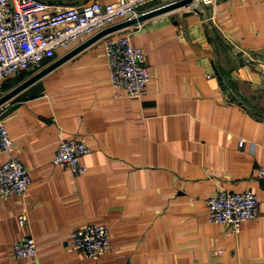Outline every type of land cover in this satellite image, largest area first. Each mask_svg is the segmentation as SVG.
<instances>
[{"label":"crops","instance_id":"obj_1","mask_svg":"<svg viewBox=\"0 0 264 264\" xmlns=\"http://www.w3.org/2000/svg\"><path fill=\"white\" fill-rule=\"evenodd\" d=\"M108 34L145 49L143 97L116 94L105 35L0 106L14 139L0 165L16 154L32 177L26 195L0 193V264H264V0H204ZM34 72L0 80V95ZM72 134L91 148L83 175L53 161ZM222 189L260 198L238 232L208 219L207 200ZM89 222L110 232L98 258L69 241ZM29 234L38 253L16 257L14 243Z\"/></svg>","mask_w":264,"mask_h":264},{"label":"built area","instance_id":"obj_2","mask_svg":"<svg viewBox=\"0 0 264 264\" xmlns=\"http://www.w3.org/2000/svg\"><path fill=\"white\" fill-rule=\"evenodd\" d=\"M174 1L91 0L81 5L51 8L44 0H0V80L24 69L37 71L47 59L55 56L59 47L69 50L74 41L81 42L112 24ZM202 1L191 0L186 6L194 9ZM149 3L153 4L146 6ZM107 35L105 54L116 94L143 97L152 78L145 49L134 45L129 34ZM243 142L244 139H240L239 143ZM13 150L14 139L1 118L0 152ZM90 150L83 138L72 134L61 138L53 161L83 175L88 167L82 157ZM257 175L264 182V165L258 168ZM31 182L29 169L20 156L13 154L0 165V193L26 195ZM259 204L260 198L254 191L222 189L207 200L208 219L238 232L247 219L257 215ZM28 219L27 211L20 213L21 224ZM69 241L84 255L93 258H98L111 245L109 229L103 222L76 227L70 232ZM13 252L16 257L35 256L38 253L37 238L29 234L17 240Z\"/></svg>","mask_w":264,"mask_h":264},{"label":"water","instance_id":"obj_3","mask_svg":"<svg viewBox=\"0 0 264 264\" xmlns=\"http://www.w3.org/2000/svg\"><path fill=\"white\" fill-rule=\"evenodd\" d=\"M190 2H191V0H176L172 3L167 4V5H163V6L151 9L147 12L141 13L137 17H132L130 19H125V20L119 21L115 24H112V25L98 31L97 33L91 35L90 37L86 38L85 40L81 41L80 43H78L77 45H75L74 47H72L71 49L66 51L61 56L52 60L47 65H44L41 69H39V70L35 71L34 73H32L31 75H29L23 81L19 82L18 84H16L15 86H13L9 90H7L5 93L1 94L0 95V106L5 104V102H7L12 96L17 94L20 90L24 89L25 87H27L28 85H30L31 83L36 81L37 79L44 76L46 73H48L53 68H55L56 66H58L59 64H61L65 60H67L69 57H71L72 55L77 53L79 50L86 47L90 43L100 39L101 37L107 35L108 33L115 31V30H118V29H120L124 26L130 25L132 23H136L137 21H141V20H143L149 16H152V15H155L157 13L167 11V10H170V9L182 6V5H186Z\"/></svg>","mask_w":264,"mask_h":264}]
</instances>
